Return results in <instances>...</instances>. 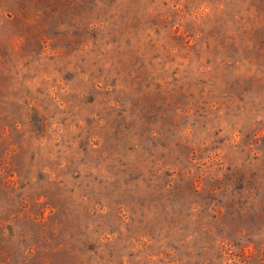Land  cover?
Returning <instances> with one entry per match:
<instances>
[{"label": "rangeland", "instance_id": "rangeland-1", "mask_svg": "<svg viewBox=\"0 0 264 264\" xmlns=\"http://www.w3.org/2000/svg\"><path fill=\"white\" fill-rule=\"evenodd\" d=\"M0 264H264V0H0Z\"/></svg>", "mask_w": 264, "mask_h": 264}]
</instances>
